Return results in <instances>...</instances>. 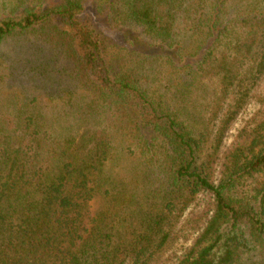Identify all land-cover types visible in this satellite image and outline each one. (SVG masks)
Wrapping results in <instances>:
<instances>
[{
    "label": "trees",
    "instance_id": "16d2710c",
    "mask_svg": "<svg viewBox=\"0 0 264 264\" xmlns=\"http://www.w3.org/2000/svg\"><path fill=\"white\" fill-rule=\"evenodd\" d=\"M94 1L114 37L84 0H0V106L17 111L0 127V264H153L185 190L214 209L178 264H264V117L219 183L196 165L264 80V0ZM159 95L185 107L198 96L199 113ZM118 135L142 145L136 181L149 187L124 222L92 210ZM158 141L167 154L154 153Z\"/></svg>",
    "mask_w": 264,
    "mask_h": 264
},
{
    "label": "rangeland",
    "instance_id": "374dc122",
    "mask_svg": "<svg viewBox=\"0 0 264 264\" xmlns=\"http://www.w3.org/2000/svg\"><path fill=\"white\" fill-rule=\"evenodd\" d=\"M84 1L86 3L87 17L92 21H96L97 26L100 27L105 34L114 37L118 29L111 27L110 22L107 21L105 16L101 15L100 12L96 10L97 3L94 0ZM50 2L51 1H48L46 4ZM1 13L3 12L0 11V14ZM6 16L9 15H0L2 18ZM118 39L119 38L117 37L116 40ZM13 52V46H11L10 52L8 53L13 55ZM158 71L163 73H158ZM167 71L168 68L166 67H159V69L154 70L160 79L164 77V74ZM159 82L160 81L155 83L152 82L151 86H156ZM159 97V101L168 106L171 98H168L167 95H164V98L161 95H159ZM192 100L193 101L188 102L191 104L186 107L183 102H180L181 100H171V102L172 106L175 108L182 105L184 107L183 110L187 109L198 115L199 112L195 109V105L196 108L197 106H200L202 100L198 96H195ZM6 103L3 106H0V127L2 128H7L10 124V119L17 114V111H13L14 108L11 106H6ZM257 116H259L260 119L264 117V80L256 94V98L253 99L248 107L241 113L220 151L214 153L211 145H205L197 154L196 165L206 172L214 183H219L222 177L223 164L226 157L231 153L240 138L245 136L248 131L252 129L254 119ZM56 127L65 128V125L57 123ZM156 145H159L160 148L154 147V153L157 152L160 155L161 153H168V146L163 142L160 143L158 141L155 143V146ZM128 146H132L131 153L134 155L131 157H129V153L126 151ZM141 149L142 145H139L137 141L132 143V140L129 139V137L117 136L113 156L109 161L104 174V179L106 180L103 186L104 188H101L92 204L94 214L105 213L106 210L111 208L114 210V216H117L118 221L124 222V218L129 217L132 212L139 211L140 203L143 202L146 195L144 193L149 188L142 186L141 180H139L140 184L136 181L141 169L147 167L145 156H141L140 154ZM158 166L159 164L156 167ZM152 173H154L152 176L153 181L156 180L157 183L158 176L155 169H152ZM169 181L168 178V186ZM157 185H159V183ZM168 186L166 187L168 188ZM155 187L156 186L153 188ZM119 193L124 194H120L118 202H114V196ZM133 195H136L135 202L137 201L139 206L128 201ZM174 198L176 199L178 212L175 214V218L169 227L172 229V237L170 243L167 244L164 253L153 264H178L185 253H187V251L193 246L195 240L198 238L213 213L214 202L209 195L189 197L188 191L185 190L182 193L175 195ZM243 258L247 259V256H244ZM240 264H247V262L242 260Z\"/></svg>",
    "mask_w": 264,
    "mask_h": 264
}]
</instances>
